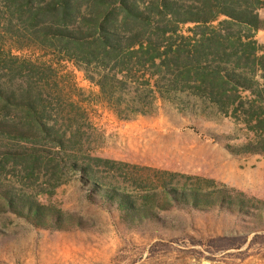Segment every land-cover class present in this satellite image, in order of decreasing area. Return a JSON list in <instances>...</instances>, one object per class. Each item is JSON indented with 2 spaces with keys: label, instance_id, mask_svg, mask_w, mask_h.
Segmentation results:
<instances>
[{
  "label": "rangeland",
  "instance_id": "rangeland-1",
  "mask_svg": "<svg viewBox=\"0 0 264 264\" xmlns=\"http://www.w3.org/2000/svg\"><path fill=\"white\" fill-rule=\"evenodd\" d=\"M257 14L264 19V7ZM218 21L179 24L170 41L190 49ZM7 38L0 45V84L38 94L51 131L44 138L0 136V148L38 155L34 164L17 160L0 167V203L4 194L30 198L61 220L40 227L1 210L0 264H264V178L241 176L249 192L183 170L189 152L206 153L194 162L199 169L218 163L213 149L229 153V147L255 144V136L217 113L204 87L181 90L177 62L160 69L174 101L157 100L153 114L119 120L87 79L97 78L100 63L81 56L68 61L54 48L31 43L11 50ZM254 39L264 45V30ZM211 58L202 64L213 67ZM143 70L151 71L148 65ZM27 118L23 109L0 110L8 123ZM253 156L264 158L241 155L242 171ZM192 191L220 202L194 209Z\"/></svg>",
  "mask_w": 264,
  "mask_h": 264
},
{
  "label": "trees",
  "instance_id": "trees-1",
  "mask_svg": "<svg viewBox=\"0 0 264 264\" xmlns=\"http://www.w3.org/2000/svg\"><path fill=\"white\" fill-rule=\"evenodd\" d=\"M139 1L0 0V45H5L8 37L11 50L31 43L54 48L68 61L80 56L88 63L97 61L103 70L96 79H87L99 88L100 101L119 120L153 114L157 100L174 101L160 69L169 71V62L175 61L180 65L177 71L184 75L181 90L204 87V95L217 113L254 134L255 144L229 147L230 152L264 155V45L254 39L257 31L264 30V19L257 14L264 0H150L144 7ZM220 17L224 19L218 21ZM216 21L217 27L202 33L190 49L173 46L170 41L179 24ZM209 56L213 67L202 64ZM145 65L151 71L143 70ZM191 73L194 78H189ZM172 76L175 82V74ZM41 101L29 87L17 91L0 84V110L23 109L29 116L20 123L0 120V136L12 140L44 138L51 128L43 122L42 109L38 110ZM54 141L62 146L60 138ZM17 160L34 164L38 155L0 148V167ZM190 195L194 209L220 202L196 191ZM1 200L0 211L11 209L34 225L47 227L61 220H53L46 207L30 198L4 194Z\"/></svg>",
  "mask_w": 264,
  "mask_h": 264
},
{
  "label": "crops",
  "instance_id": "crops-1",
  "mask_svg": "<svg viewBox=\"0 0 264 264\" xmlns=\"http://www.w3.org/2000/svg\"><path fill=\"white\" fill-rule=\"evenodd\" d=\"M214 156L219 158L218 163L215 165L208 163H201L199 169L195 166V160L199 158L203 159L206 156V153L200 149L199 152H192L185 155L184 159V172L185 173H195L201 176L209 177L211 179L219 180L225 182L227 184H231L233 186L238 187L242 191H249V183L243 179L241 176H248L247 174L251 173L252 176H258L264 178V158L257 161L255 156L249 158L247 160L248 168L242 171L239 167L240 164V156L245 154H233L229 151H224L222 148L218 150V148L213 149ZM255 167L252 169V165ZM219 166V167H218ZM196 169V170H195Z\"/></svg>",
  "mask_w": 264,
  "mask_h": 264
}]
</instances>
